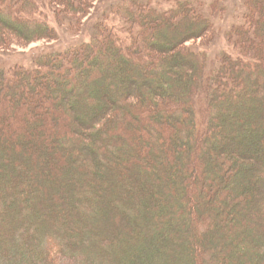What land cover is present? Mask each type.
<instances>
[{
	"label": "trees",
	"instance_id": "1",
	"mask_svg": "<svg viewBox=\"0 0 264 264\" xmlns=\"http://www.w3.org/2000/svg\"><path fill=\"white\" fill-rule=\"evenodd\" d=\"M100 1L0 0V58L37 41H61L63 28L84 33ZM225 3L123 1L112 23V10L96 23L92 39L43 52L32 64L0 59V118L21 126L26 111L38 124L27 139L48 127L58 132L60 151L51 150L65 178L43 171L20 145L6 147L0 264H148L133 249L167 257L165 264H206L211 254L212 264L236 260L239 233L251 231L254 216L234 222L230 212L252 203L264 214V182L247 170L260 169L264 178V144H238L243 127L225 123L222 109L227 98L250 114L264 106V2L245 0L242 20L228 33L233 47L213 66L205 46L222 29ZM201 37L204 44L192 42ZM259 117L264 126V107ZM66 125L70 133L61 136ZM180 230L189 234L182 250ZM231 234L236 241L222 244ZM139 238L133 247L119 244ZM252 241L238 259L252 254L264 264V229Z\"/></svg>",
	"mask_w": 264,
	"mask_h": 264
},
{
	"label": "rangeland",
	"instance_id": "2",
	"mask_svg": "<svg viewBox=\"0 0 264 264\" xmlns=\"http://www.w3.org/2000/svg\"><path fill=\"white\" fill-rule=\"evenodd\" d=\"M123 1L127 2L129 0H101L99 5L96 6V9L94 11L95 13L90 17L91 22L89 24V27L87 28V30L84 33L75 34L69 28H63L62 29L63 39L61 41H58V40L57 41L41 40V41H37L33 44H30L28 46H20V48L17 50L15 49V50L8 51V52L5 51V52H3L2 56H1L2 63H6V64H10V65H17L20 62H25L28 64H32V63H34L35 58L38 55L42 54L43 52L50 51L53 49H66V48L71 47L73 45H76L80 42H83L85 40L92 39L96 33V29H97L96 23L100 19L104 18L105 13L108 14L111 10L112 11H111L110 20L112 23V21L117 16V14L114 13V9L116 6H119V4ZM156 1L158 3H160V0H156ZM210 1H213V0H210ZM263 2H264V0H263ZM225 4L229 6V10L227 11V14H225L224 18L220 17V19H219V22H220V25L222 26V29L219 32L217 39L210 46L209 45L205 46L206 49L211 50L212 60H213V63H215V65H213V66L219 65L220 58H221L222 54L226 50H230L233 47L232 44L230 43V38H229L228 33L236 22L242 20L243 13L246 10L245 9V6H246L245 0H226ZM165 5L166 6H172V5H174V1H169V2L166 1ZM51 11H53V10L51 9ZM53 20L54 21L57 20L56 15L53 16ZM177 38H178V36L175 37V39H177ZM205 40H206V37H201V38H197V39L192 40V42L204 44ZM259 91L258 92L261 94L262 90H259ZM184 94H185V92L183 91V95ZM57 95H58V93L55 95V97L58 98L59 96H57ZM223 102H224L223 104L225 107L222 109V111H223V113H226V115L228 117V119H226V116H223L222 117L223 121L225 123L229 122V121H231V123L234 121H237L238 124L241 127H243L242 131H240V133L237 135V138H236V140L239 141L238 144H241L243 146H246V144L247 145L254 144V146L255 145H263L264 144V126L262 124V122H263L261 120L262 118H260L259 115L262 112V109L264 106H257L256 108L251 107L252 109L253 108L256 109L257 112L254 114H250L249 113L250 107L246 108V107H243L240 105V107H238V109H236L239 102H236L235 105H234V103H230V102H232V98H227V101L223 100ZM20 115L24 116V120L21 121V123H20L21 126L16 125V124H12L11 122H9V120L5 117V115H3L0 118V120H1L0 122L3 123V125H0V159H5V155H6V151H7L6 147H8V145L11 147H15L16 145H20V148H18V151L20 154H24L25 151L33 153L34 154V160L37 162L38 166H40V168L43 171H46L49 173L56 171L57 173H59V180L58 181L64 182V180H65L64 174L61 173V170H60L61 167L58 165L59 163L56 162L57 161L56 156L53 154V152H52L53 150H51L54 148L55 151H58V152L60 151L59 141H58L59 140L58 132L51 133V132H49L50 127H48V129H47L48 131H44L41 129V130H39V132L34 137H30V139H27L25 135L31 131L29 126L32 128H35V127H37L38 124L34 119L30 118L26 114V111L20 112ZM26 127H28V129ZM60 133H61V136H63V135L65 136L67 133H70V126L66 125L65 129ZM247 138H249V139L245 140ZM2 141H5V142H2ZM5 143H7V145H5ZM15 155H17V154H15ZM67 156H68V159L70 160L71 156L70 155H67ZM77 165H81V164L78 162ZM244 165H245L244 169H246L247 164H244ZM83 166H85V165H81L80 167H83ZM83 168H85V167H83ZM244 169H242L241 175L239 174V176L235 179L236 183L238 181H241L243 175H245ZM247 170L250 171L249 173L253 174V177H257L258 179L261 178L262 183L264 182L263 181L264 178L261 177L263 175H262V171L260 169H256V170H254V172H251L253 170L252 168H249ZM89 172L92 175V177H94L95 173H93L92 170ZM65 175L71 176L72 171L71 172L70 171L65 172ZM108 175H110V174H108ZM112 176H114L115 178H117L119 180V177H120L119 175H112ZM120 179H121V177H120ZM75 181L77 182L78 179H76ZM263 187H264V184H263ZM255 193H256V200H260L261 198H263L262 194H261V188L260 187L257 186ZM252 207H253L252 203H251V206L248 203L247 205H242V208L240 211L230 212V216H232V217L234 216V222H237V217H240V215H244L246 213H248L249 216L251 214H252V216H254L252 218V223H250V225L252 226L251 231L250 232H247V230L243 231L246 234H243L242 236H241V233H239L240 238H243V240H241L243 242V244L241 246H237L236 249L234 248L236 250L238 256H237L236 260H232L231 264H244L245 262H246V264H260L257 256L252 255V254L249 255L247 260L238 259L240 253H241V256L243 257V255H242L243 251L250 250L251 248L254 247L255 243H253V241L251 243L250 238H252L254 235L255 236L260 235L261 230L264 229V214L257 216L256 214L259 213V208L257 207L255 209H253ZM234 213H236L237 215H234ZM188 215L189 214H187L186 216H188ZM233 227H234L233 222H229L228 224H226V228L231 233L235 232V229ZM179 233L185 236V240L180 239V242L178 243L179 248H181V250H182L188 245L189 234L185 233L184 230H180ZM200 234L201 235L204 234L206 236L205 232L200 233ZM157 235L160 237V235H161L160 231ZM225 237H226L225 239L228 241H224V242H222V244L223 243L225 244V242L229 243L232 241H236V239H237V237L236 236L234 237L232 234L229 236L225 235ZM200 239H201V236H200ZM221 240H222V238H220V241ZM211 241L214 242L213 237H211ZM139 242H142L141 238L134 240V241H131V242H128V243H126L125 241H122L119 244L120 245L124 244L126 246H127V244H130V247H133L134 245H136V243H139ZM166 249H169V248L166 247ZM188 249L190 251L189 247H188ZM162 250L164 251V248H162ZM132 251L134 252V255H136L138 258L141 259L142 262L145 261L148 264H165L166 262L169 261L167 257H163V258H160V257L154 258L151 256L148 257L145 254V252H143L142 250H137V249L134 250L133 249ZM178 251H180V250H178ZM146 252L149 254L150 249ZM181 255H182L181 252L180 253L176 252V256L180 257ZM211 256H212V254L208 255L206 257V259H205L206 264H212L210 262ZM192 257L193 258L196 257V254L193 250L191 251V257L190 258L192 259ZM196 260L198 262L200 261V259L198 257L196 258ZM139 263H140V261H138V260L136 261L134 258H133V260H131V264H139ZM181 264H186V263H184V261H183V263H181ZM213 264H216V262Z\"/></svg>",
	"mask_w": 264,
	"mask_h": 264
}]
</instances>
